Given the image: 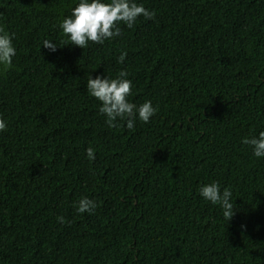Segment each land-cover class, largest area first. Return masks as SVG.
Wrapping results in <instances>:
<instances>
[{
	"label": "trees",
	"instance_id": "obj_1",
	"mask_svg": "<svg viewBox=\"0 0 264 264\" xmlns=\"http://www.w3.org/2000/svg\"><path fill=\"white\" fill-rule=\"evenodd\" d=\"M137 2L155 18L83 49L59 28L76 0H0L17 48L0 72V264H264V158L242 142L264 131V0ZM120 71L156 109L132 129L86 89ZM212 181L230 221L199 195Z\"/></svg>",
	"mask_w": 264,
	"mask_h": 264
},
{
	"label": "clouds",
	"instance_id": "obj_2",
	"mask_svg": "<svg viewBox=\"0 0 264 264\" xmlns=\"http://www.w3.org/2000/svg\"><path fill=\"white\" fill-rule=\"evenodd\" d=\"M155 15V11L149 10L137 0H76L70 15L59 22V28L71 45L85 49L90 42L102 45L105 40L120 36L121 22L131 28L139 17L152 20ZM14 39V33H9L0 26V72H6L14 66L13 60L17 55ZM43 47L54 53L60 46L54 41L44 40ZM126 57L127 52H121L118 62L123 63ZM86 89L91 97L100 101L99 112L105 116V122L110 128L121 127L120 121H124L123 126L132 129L137 119L147 123L155 115L156 109L150 100L139 105L130 101L132 81L125 71H120L114 78L103 74L96 75L95 78L90 76ZM6 128V120L0 117V132ZM242 142L251 147L255 157L264 158V131L258 136L245 137ZM86 155L89 160H94L95 150L89 147ZM199 195L211 204L219 205L225 220L232 219L233 193L230 188L222 189L219 182L212 181L200 186ZM95 207L94 200L82 197L77 203L76 211L90 214ZM63 221V216L58 218V222Z\"/></svg>",
	"mask_w": 264,
	"mask_h": 264
}]
</instances>
